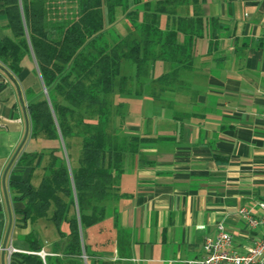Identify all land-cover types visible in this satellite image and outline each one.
<instances>
[{
    "label": "crops",
    "instance_id": "obj_1",
    "mask_svg": "<svg viewBox=\"0 0 264 264\" xmlns=\"http://www.w3.org/2000/svg\"><path fill=\"white\" fill-rule=\"evenodd\" d=\"M4 7L0 0V39L11 34ZM197 10L193 65L155 98L167 112L125 120L127 132L158 139L127 156L125 194L87 229L83 264H198L219 221L241 252L264 234L239 212L264 198V0H199ZM40 88L29 60L18 74L0 60V264L10 246L27 248L30 225L16 223L8 184L31 171L14 157L30 130L29 93ZM43 250L53 253L51 244Z\"/></svg>",
    "mask_w": 264,
    "mask_h": 264
},
{
    "label": "trees",
    "instance_id": "obj_2",
    "mask_svg": "<svg viewBox=\"0 0 264 264\" xmlns=\"http://www.w3.org/2000/svg\"><path fill=\"white\" fill-rule=\"evenodd\" d=\"M198 3L4 0L11 34L0 39V60L15 74L29 60L41 82L39 91L29 93L30 130L15 157L16 165L31 171L8 184L15 220L24 228L46 217L60 232L45 257L39 254L40 235L33 229L21 234L27 248L14 251L11 264H83L84 254L90 261L87 229L125 194L120 179L127 156L158 139L126 131L121 95L136 91L161 99L183 81L181 72L193 65L195 36L203 27ZM179 32L187 35L184 42ZM124 60L135 65V76L122 71ZM158 61L170 62L172 69L153 76ZM26 143L35 145L29 149ZM37 165L44 173L34 185Z\"/></svg>",
    "mask_w": 264,
    "mask_h": 264
},
{
    "label": "built area",
    "instance_id": "obj_3",
    "mask_svg": "<svg viewBox=\"0 0 264 264\" xmlns=\"http://www.w3.org/2000/svg\"><path fill=\"white\" fill-rule=\"evenodd\" d=\"M257 210L260 213L257 214ZM239 212L250 226L264 227V198L259 199L254 207H240ZM234 242V235L226 223L219 221L217 234L205 240L204 254L197 260L198 264H264V234L260 239L255 240L245 252L239 251ZM18 250L21 249L14 246L9 247V264H11V254ZM39 254L45 257L47 252L42 249ZM84 256L86 258L85 254Z\"/></svg>",
    "mask_w": 264,
    "mask_h": 264
},
{
    "label": "rangeland",
    "instance_id": "obj_4",
    "mask_svg": "<svg viewBox=\"0 0 264 264\" xmlns=\"http://www.w3.org/2000/svg\"><path fill=\"white\" fill-rule=\"evenodd\" d=\"M121 13V9H119L118 14L120 17ZM122 25H124V22L118 24V26L120 27ZM128 64H130V66ZM170 67L171 64L169 62L158 61L153 70V76H158L161 73L168 71ZM122 71L131 76L136 75L135 65L127 60L123 61ZM136 83L137 82L135 79V86H137ZM166 96L167 94L165 93L164 97ZM121 99L125 102V106L127 109L125 120L128 122L138 121L141 119L142 116L150 115L151 113L156 114L158 112H167V108H165V106H163L162 104L158 103L156 99L149 93L138 94L136 91H134L130 94H122ZM39 142V145H43L45 140L42 139ZM27 145L29 149H32L35 144L31 143ZM78 153L79 150L78 148H76L74 154L77 155ZM43 173V167L37 165L32 177V182L34 183V185H38L40 183ZM62 228L67 229V224L64 223ZM32 229L35 231L36 234L40 235L41 241L44 243L45 246H49V244L52 245V242L60 235L59 229L56 224L46 217L39 218L32 225H30V230Z\"/></svg>",
    "mask_w": 264,
    "mask_h": 264
},
{
    "label": "water",
    "instance_id": "obj_5",
    "mask_svg": "<svg viewBox=\"0 0 264 264\" xmlns=\"http://www.w3.org/2000/svg\"><path fill=\"white\" fill-rule=\"evenodd\" d=\"M27 136H28V133H27V135H26V137H25V139H24V142L26 141V139H27ZM24 142H23V144H24ZM16 155H17V154H16ZM15 157H16V156H15ZM15 157H14V159H15ZM14 159H13V161H14ZM13 161L10 163V165H9L8 169L11 167V165H12ZM86 264H88V262H87V261H86Z\"/></svg>",
    "mask_w": 264,
    "mask_h": 264
}]
</instances>
